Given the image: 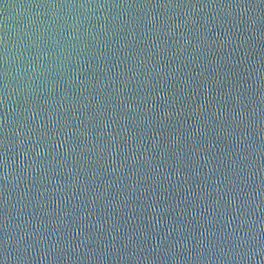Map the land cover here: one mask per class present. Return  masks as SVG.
Masks as SVG:
<instances>
[{
	"label": "water",
	"instance_id": "obj_1",
	"mask_svg": "<svg viewBox=\"0 0 264 264\" xmlns=\"http://www.w3.org/2000/svg\"><path fill=\"white\" fill-rule=\"evenodd\" d=\"M0 264H264V0H0Z\"/></svg>",
	"mask_w": 264,
	"mask_h": 264
}]
</instances>
